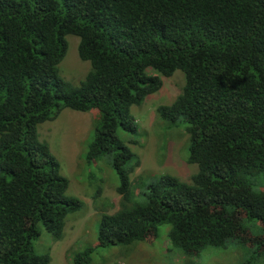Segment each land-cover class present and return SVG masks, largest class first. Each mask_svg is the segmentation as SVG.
Returning <instances> with one entry per match:
<instances>
[{
	"label": "trees",
	"instance_id": "16d2710c",
	"mask_svg": "<svg viewBox=\"0 0 264 264\" xmlns=\"http://www.w3.org/2000/svg\"><path fill=\"white\" fill-rule=\"evenodd\" d=\"M70 35L90 63L77 86L58 72ZM176 71L182 92L157 111L186 124L195 172L162 175L137 202L138 159L127 165L118 132L134 129L130 107ZM63 108L100 112L85 157L111 156L119 175L98 246L150 241L167 225L189 257L232 239L253 247L249 261L264 257V188L252 186L264 175V0H0V264H48L33 252L40 228L61 238L80 207L37 134Z\"/></svg>",
	"mask_w": 264,
	"mask_h": 264
},
{
	"label": "rangeland",
	"instance_id": "374dc122",
	"mask_svg": "<svg viewBox=\"0 0 264 264\" xmlns=\"http://www.w3.org/2000/svg\"><path fill=\"white\" fill-rule=\"evenodd\" d=\"M76 38L67 36V51L58 65L59 75L74 86L79 85L90 70V63L78 56ZM160 78L159 89L130 107L134 129L118 132L131 151L127 165L138 159L129 173L132 197L137 202L144 201L148 186L162 175L189 181L196 167L187 162L186 124L181 119L174 123L165 121L157 111L159 106L171 104L181 94L183 74L176 71ZM53 111L55 113L56 109ZM99 120L97 110L81 112L63 108L37 127L39 139L47 143L60 164V173L68 180L67 195L79 199L80 207L66 215L61 238L40 228V235L33 241L35 254L48 255V264H264V257L249 261L253 247L237 239L228 241L225 248L207 249L198 257H189L172 248L167 225L159 227L156 237L150 241L130 246H98L101 216L116 211L121 199L117 192L119 175L112 157L101 155L92 161L85 157ZM252 186L255 190L264 188V175L252 178ZM88 249L92 251L86 259L82 254Z\"/></svg>",
	"mask_w": 264,
	"mask_h": 264
}]
</instances>
